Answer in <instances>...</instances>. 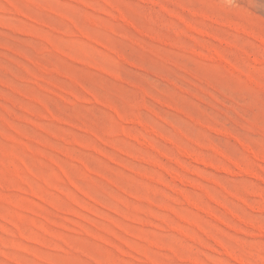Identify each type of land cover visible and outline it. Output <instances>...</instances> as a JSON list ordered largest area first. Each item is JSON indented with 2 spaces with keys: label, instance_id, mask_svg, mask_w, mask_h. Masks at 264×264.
Segmentation results:
<instances>
[{
  "label": "rangeland",
  "instance_id": "obj_1",
  "mask_svg": "<svg viewBox=\"0 0 264 264\" xmlns=\"http://www.w3.org/2000/svg\"><path fill=\"white\" fill-rule=\"evenodd\" d=\"M0 264H264V0H0Z\"/></svg>",
  "mask_w": 264,
  "mask_h": 264
}]
</instances>
